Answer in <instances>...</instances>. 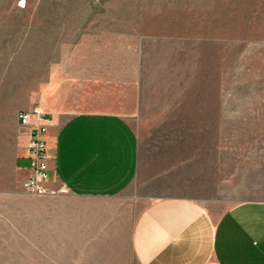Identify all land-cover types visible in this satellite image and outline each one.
Returning a JSON list of instances; mask_svg holds the SVG:
<instances>
[{"label": "rangeland", "instance_id": "1", "mask_svg": "<svg viewBox=\"0 0 264 264\" xmlns=\"http://www.w3.org/2000/svg\"><path fill=\"white\" fill-rule=\"evenodd\" d=\"M110 29L139 37L142 101L131 120L142 170L165 141L186 138L187 150L202 148L197 181L167 180L163 192L193 195L215 215L264 199V0H0V264H138L126 239L61 253L39 200L74 196L52 185L25 192L15 166L28 138L20 111L43 108L52 67L84 32ZM145 171L118 196L135 199L133 215L149 194Z\"/></svg>", "mask_w": 264, "mask_h": 264}, {"label": "crops", "instance_id": "2", "mask_svg": "<svg viewBox=\"0 0 264 264\" xmlns=\"http://www.w3.org/2000/svg\"><path fill=\"white\" fill-rule=\"evenodd\" d=\"M102 32H84L71 53L56 61L41 91L53 120L46 137L51 185L74 196L39 200L51 207L41 213L49 218L51 238L67 249L61 253L92 254L98 244L116 250L126 239L138 264H264V199L238 201L215 215L193 195L163 192L167 180L197 181L202 148L187 150L186 138L165 141L163 154L142 170L139 132L131 120L142 101L138 33ZM27 142L23 138L24 154ZM15 166L29 175L26 156ZM143 171L140 186L149 194L133 215L135 199L118 196Z\"/></svg>", "mask_w": 264, "mask_h": 264}, {"label": "built area", "instance_id": "3", "mask_svg": "<svg viewBox=\"0 0 264 264\" xmlns=\"http://www.w3.org/2000/svg\"><path fill=\"white\" fill-rule=\"evenodd\" d=\"M19 121L28 136L25 154L30 163V172L23 182L25 192L32 195H45L51 186V155L47 145V134L53 120L40 106L23 109Z\"/></svg>", "mask_w": 264, "mask_h": 264}, {"label": "snow or ice", "instance_id": "4", "mask_svg": "<svg viewBox=\"0 0 264 264\" xmlns=\"http://www.w3.org/2000/svg\"><path fill=\"white\" fill-rule=\"evenodd\" d=\"M22 2H23V0H22Z\"/></svg>", "mask_w": 264, "mask_h": 264}]
</instances>
